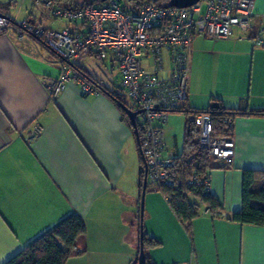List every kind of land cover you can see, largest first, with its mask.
Listing matches in <instances>:
<instances>
[{
	"label": "crops",
	"instance_id": "0c3cea01",
	"mask_svg": "<svg viewBox=\"0 0 264 264\" xmlns=\"http://www.w3.org/2000/svg\"><path fill=\"white\" fill-rule=\"evenodd\" d=\"M0 13L13 25L27 21L81 37L87 32L81 21L52 19L36 0H0ZM258 30L264 42V0H254L253 26L245 33L218 41L193 34L181 111H203L214 102L227 110L264 111V46L252 43ZM92 59L100 64L94 66ZM164 63L168 67L166 55ZM78 67L108 89L96 68L105 77L116 73L114 87H119L113 58L104 62L88 53ZM61 69L57 57L40 42L19 40L11 32L0 34V264L72 214L81 218L86 234L66 264H132L139 248L138 182L143 169L136 137L99 92L84 95L72 82L50 98L42 82L57 78ZM35 126L40 132L29 140ZM232 138V164L212 167L208 175L209 194L222 216L205 213L203 206L190 229L203 245L215 242L217 264H264V228L228 221L241 209L242 171H264V118H233ZM189 199L200 207L197 199ZM145 207L149 223L173 229L164 237L167 249L162 252L160 234L149 226L147 237L159 243L144 251L150 264H216L208 247L203 255H188V240L180 236L178 221L164 199H150Z\"/></svg>",
	"mask_w": 264,
	"mask_h": 264
},
{
	"label": "built area",
	"instance_id": "2783aa9c",
	"mask_svg": "<svg viewBox=\"0 0 264 264\" xmlns=\"http://www.w3.org/2000/svg\"><path fill=\"white\" fill-rule=\"evenodd\" d=\"M159 1L166 0H145L137 12H126L115 0L103 7L79 9L36 0V5L54 20L69 24L81 21L87 27L85 36L67 30L40 29L27 21L13 25L6 17H0V34L11 32L19 40L33 39L55 54L62 69L57 78L42 82L50 98L72 82L79 85L84 95L98 93L77 70L78 62L88 53L104 62L110 58L116 61L119 87L135 110L141 111L143 135L138 148L146 165V190L160 194L169 204L171 197L165 192L181 187L193 190L201 186L210 192L209 178H198L195 170L182 178L175 156L166 154L163 131L169 115L179 111L186 101L193 34L218 41L249 31L254 21V0H199L185 9L162 8ZM262 33L258 30L252 38L256 48L264 46ZM221 123L225 130L232 126L229 118H223ZM193 125L197 148L207 155L210 166L229 167L234 158L232 135L218 134L207 113L196 114ZM39 132L38 126L33 127L28 139L37 137ZM188 162L197 167L194 158ZM189 198H194L193 191Z\"/></svg>",
	"mask_w": 264,
	"mask_h": 264
},
{
	"label": "trees",
	"instance_id": "16d2710c",
	"mask_svg": "<svg viewBox=\"0 0 264 264\" xmlns=\"http://www.w3.org/2000/svg\"><path fill=\"white\" fill-rule=\"evenodd\" d=\"M55 4L63 3L65 8L79 9V8H99L103 7L106 3L100 0H51ZM120 5L122 10L126 12H137L144 4L145 0H115ZM159 1L157 4L160 6L168 2ZM67 5V6H65ZM50 51V50H49ZM51 52V51H50ZM55 55L53 52H51ZM80 75L86 79L91 85L96 88L99 93L104 95L121 113L122 118L128 123L126 115L123 113L121 106L125 105L132 111H136L133 105L127 103V97L123 90L118 87L115 89H108L101 85L95 79L86 73L80 67H77ZM179 111L172 113H189L191 120L187 121L184 132V144L180 154L175 156L177 168L179 169L182 178L185 179L191 170L196 171L198 178L208 177L212 171L207 155L198 150L195 143V129L193 125V118L196 114L203 112L211 116L213 121L214 130L221 135L230 133L232 135V126L227 130L224 129L221 121L223 118H229L233 123L235 117H262L264 118V111H238L227 110L221 107L218 102L212 103L206 110L195 111ZM137 131L139 140L142 139L143 125L141 121L136 118ZM132 134L135 132L129 125ZM139 153V148H138ZM140 161L142 158L140 156ZM192 157L197 161V167H192L188 159ZM143 169L139 172L138 187L142 190ZM193 191V197L198 200L199 204L204 206L211 216L220 213L221 209L217 201L209 194L206 193L203 187L199 186L193 190L181 187L179 190L173 192H165L171 197L169 208L175 216L176 220L184 226L185 230L190 229L191 222L199 215V205L192 203L189 199V194ZM229 222L238 225H249L264 228V171L243 170L242 171V191H241V209L240 211L231 214L228 218ZM143 230V248L144 251L148 248H155L159 243L153 238H148ZM86 228L79 216L72 214L58 223L52 230L46 232L43 236L35 240L33 243L25 247L17 255L9 259L4 264H66L72 257V253L76 250L77 243L80 239L84 238ZM139 249V248H138ZM145 255V252H144ZM138 256V253H137ZM137 258V257H136ZM136 260V259H135ZM134 260V261H135ZM145 264H150L145 255Z\"/></svg>",
	"mask_w": 264,
	"mask_h": 264
},
{
	"label": "rangeland",
	"instance_id": "374dc122",
	"mask_svg": "<svg viewBox=\"0 0 264 264\" xmlns=\"http://www.w3.org/2000/svg\"><path fill=\"white\" fill-rule=\"evenodd\" d=\"M92 64L97 65L100 64L99 61L97 59H92ZM97 70L95 71V73L97 75H99L100 77L102 76V79H104V81L110 86V89H114L116 86V73L113 76H110V74H108L106 77L104 75L103 72H101V70L99 68H96ZM93 86V85H92ZM94 87V86H93ZM96 89V88H95ZM97 90V89H96ZM98 91V90H97ZM99 92V91H98ZM127 103L129 105H131V102L129 101V99H127ZM138 119H140V116L138 117ZM191 120V114H187V113H173L169 116V121H168V125L166 127V129L164 130V135H165V143H166V154L168 156H172V155H176V154H180L182 149H183V144H184V132H185V125L187 123V121ZM133 150L136 156V163L138 162V153L136 150V145L133 143ZM153 199L154 202L157 200H161L162 201V196L158 193H150L149 190L145 191V195H144V211H143V217H142V226L144 228V233L148 234V229L149 226H152V229H154L157 233L160 234V236H158L159 238L157 239V241L159 243H161V249L163 248L162 252H166L165 250L167 249V243L166 240L164 239V237H169V234H171V232L173 231L172 227L168 226L169 224H167L166 226H163V228H157L153 223H149V218L148 215L145 214L146 211V207L149 204V200ZM192 201V200H190ZM205 210V208L203 206L200 205L199 207V216H201V212ZM210 215V213H208ZM176 224V228H178L179 232H180V236L183 235L185 238H187L188 240V246H189V250H188V255L192 254L194 251H200L201 255L204 254L203 252V248L204 247H208V251H211L209 253H211V257L213 259V261H216V264L218 262V256L216 259V255L214 254L215 252V242L214 243H207L206 245H203V239L201 241V243L199 242V239L196 238V235L194 234V238H193V234L191 229L189 230H185L184 226H182V224L180 223H175ZM138 226L140 227V224H138ZM149 237H151L149 235ZM162 237V238H161ZM152 238V237H151ZM162 239V241L160 240ZM202 244V245H201ZM202 250V251H201ZM199 253V255H200ZM208 253H206L207 256Z\"/></svg>",
	"mask_w": 264,
	"mask_h": 264
},
{
	"label": "water",
	"instance_id": "95a60500",
	"mask_svg": "<svg viewBox=\"0 0 264 264\" xmlns=\"http://www.w3.org/2000/svg\"><path fill=\"white\" fill-rule=\"evenodd\" d=\"M102 3H106L112 0H100ZM199 0H169L166 3H163L160 5L162 8H177V9H185L189 8L195 4H197ZM0 17H5L0 13ZM121 109L123 113L126 115L130 126L135 132V137L137 140V145L139 146V136L137 131V123L136 118H138L141 114V111H132L129 108H127L125 105L121 106ZM143 164V181H142V190L140 194V201H139V249H138V256L135 261H133L132 264H145V255H144V248H143V230H142V217H143V211H144V195L146 191V165L144 160H142Z\"/></svg>",
	"mask_w": 264,
	"mask_h": 264
}]
</instances>
